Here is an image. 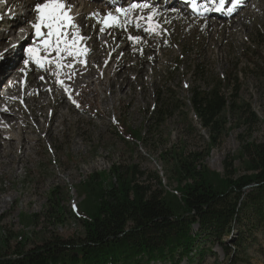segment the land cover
Listing matches in <instances>:
<instances>
[{
	"label": "rangeland",
	"instance_id": "1",
	"mask_svg": "<svg viewBox=\"0 0 264 264\" xmlns=\"http://www.w3.org/2000/svg\"><path fill=\"white\" fill-rule=\"evenodd\" d=\"M18 1L23 3V10L26 11L28 0ZM217 1L196 0L197 10L190 13L187 12V5L179 3L165 8L160 3L165 1L161 0L154 6L170 21L164 24L168 34L154 36L143 31L137 36L144 37L146 43L132 44L123 38L125 33L121 31L114 32V40L107 34L100 35L99 38L107 41L103 59L107 63L114 60V63L109 68L97 67L90 59L91 51L87 56V67L78 63L71 70L63 69V72L76 73L71 82L77 94L76 99H71L69 95L70 87L68 89L69 84L63 72L55 78L49 75L53 82L49 87L56 93H51L49 104L40 109V116L37 117L39 125L32 109H28L20 100L23 113L18 114L28 125L23 126L22 131L5 134L14 137L16 144L12 161L8 165H5L7 160L0 150L2 252L14 253L16 245L25 237H29L26 238V248H29L54 235L69 238L82 234L83 228L74 219L84 198L79 194V186L94 173L108 172L114 165L136 164L150 174L149 178L152 179L149 182L154 188L174 191L177 188L175 157L191 161L196 153L207 155L209 146L210 132L200 126L192 113L188 103L189 90L196 85L206 89L211 83L226 78L236 66L240 88L237 103L246 112L255 113L256 121L248 123L239 110L227 112L229 132L211 150L205 162L210 168L224 174L225 161L230 159L233 169L237 171L236 176L247 173L240 157L242 145L245 142H264V71L257 66L264 65L260 58L261 51L264 52V0H243V5L236 10L235 15H231L226 9L221 16L216 15ZM229 3L231 10L234 0H229ZM88 5L90 1L87 2L86 10L94 12ZM236 15H240L237 18L240 30L231 29L232 18ZM88 21L91 30L85 36H91L87 46L92 49L100 25H96L94 32V21ZM212 22H216L215 27H212ZM129 34L132 35L130 32ZM140 49H143L142 54ZM133 63L130 75L134 78L143 63L146 69L144 79H134L131 87H127V94L122 93L118 86L113 89L107 77H113L122 64ZM89 64L94 65L97 75L102 78L101 83H94L95 79L80 82L90 68ZM197 65L206 72L205 76L202 72H194ZM52 70L55 71V68ZM41 71L27 70V77L38 74L37 77L44 76L43 81L47 82L46 76L40 74ZM60 79L64 80L63 87L58 82ZM5 80L0 81L1 84ZM55 85L59 88L54 87ZM37 92L36 88L28 89L27 97H32ZM62 95L67 96L70 102L74 100L77 114L70 108L62 109L61 113L58 111ZM161 96L170 103V99L174 98L180 105V109L172 113L163 124H159L152 114L153 107ZM124 123L141 130L145 134V141L136 142L124 136ZM25 138L31 142L27 145L31 149L28 152L29 161L23 166L21 146ZM156 180H161V183ZM53 190H57L59 207L56 206V209L52 207V203L56 201L53 199L52 202L50 199L53 197L50 194ZM60 220L64 222L61 223ZM23 231L24 237L21 235ZM235 234H238L236 229L226 237L233 250L237 249L232 242ZM246 238L243 246L237 250L241 258L238 264H264V231L253 232ZM198 249L191 255H196ZM214 250L219 255L218 259L209 255L202 264H226L221 249L216 247ZM191 262L198 264V258L194 257ZM183 264L187 262L184 261Z\"/></svg>",
	"mask_w": 264,
	"mask_h": 264
},
{
	"label": "trees",
	"instance_id": "2",
	"mask_svg": "<svg viewBox=\"0 0 264 264\" xmlns=\"http://www.w3.org/2000/svg\"><path fill=\"white\" fill-rule=\"evenodd\" d=\"M257 66L264 71V65ZM234 68L206 89L196 85L189 90L191 111L210 132L209 146L207 155L196 153L191 161L175 157L174 191L154 188L150 174L136 164L94 173L79 186L84 198L74 219L83 228L82 234L54 235L26 248L29 237L23 239V231L14 253L0 250V264H192L194 257L202 264L209 255L218 259L216 247L226 264H238L237 250L246 237L264 231V142L242 145L240 157L247 173L241 176H236L230 159L225 161L224 174L205 162L229 132L227 112L239 110L248 123L256 121L255 113L237 103L238 66ZM194 72L206 75L200 65ZM170 100L161 96L153 107L159 124L180 109L177 100ZM122 132L136 142L145 141L141 130L125 123ZM50 194L56 209L57 190ZM235 229L238 234L232 242L237 249L233 250L226 237ZM197 248L196 255H191Z\"/></svg>",
	"mask_w": 264,
	"mask_h": 264
},
{
	"label": "snow or ice",
	"instance_id": "3",
	"mask_svg": "<svg viewBox=\"0 0 264 264\" xmlns=\"http://www.w3.org/2000/svg\"><path fill=\"white\" fill-rule=\"evenodd\" d=\"M106 2L112 5V10H108L105 13L96 11L84 15L85 20L91 19L94 21L92 25L94 32L96 25H100L99 32L96 33L97 39H99L100 35L107 34L114 40V32L121 31L125 33L123 38L131 41L132 44L146 43L144 37L130 35L129 28L141 30L148 35L154 36L168 34L164 24L170 23V21L163 17L158 7L154 6L160 0H131V2L129 0H106ZM224 2L225 0H219L220 6L215 10L220 11ZM234 3L238 6L243 3V0H234ZM74 7L75 5L70 0H43V2L33 0V3L28 5V15L34 11L36 13V22L22 21L30 23V27L34 30L30 34L34 38L24 49V55L20 58L25 67L19 70L21 73H25V76L17 83L22 85V89L27 86V70L35 71L39 69L48 72L49 75L55 78L61 75L63 69L71 70L78 63L87 67V56L92 51L87 46V41L91 39V36L83 34V29L79 23L80 13L74 12ZM205 9L207 10V4H205ZM232 10L235 11V7ZM2 19L3 17H0V20ZM84 27H88V25L85 24ZM25 39H28V37H25ZM18 46L12 44L9 48L0 51V77L7 79L14 70L12 62L15 57L13 53ZM104 46H107V41H104ZM140 52L142 54L143 49H140ZM110 56L111 53L109 58ZM105 64H107V61H105ZM53 67L55 71L52 70ZM63 75L67 79H72L76 73L63 72ZM38 79L43 81L45 77L39 76ZM58 82L62 87L64 86L63 79ZM47 90L51 91V87ZM31 94L28 93V95ZM36 94L38 95L39 93L37 92ZM5 99L16 100L20 98L11 97ZM21 103H23L22 100ZM3 111L9 112L10 110L7 106H4Z\"/></svg>",
	"mask_w": 264,
	"mask_h": 264
},
{
	"label": "bare ground",
	"instance_id": "4",
	"mask_svg": "<svg viewBox=\"0 0 264 264\" xmlns=\"http://www.w3.org/2000/svg\"><path fill=\"white\" fill-rule=\"evenodd\" d=\"M89 1H90V5H88V8H90V10H92L94 12L99 11L100 13H105L108 10H112V5L108 2H106V0H98V1L97 0H88V1L84 0L81 2L77 0L76 2H78V5L74 7L73 11L80 13L79 22H80L81 27L83 29L84 35L88 34L89 31L91 30V26L88 24L89 21L84 19V15L89 13V10H86L87 9L86 8L87 2H89ZM164 1H165V3L164 2H160V3H163L165 8H170V6L175 5V3H176V6L179 3H181L182 5H187L188 8L191 7L186 0H171V1L170 0H164ZM40 2H43V0H40ZM70 2L75 5V2H73V0H70ZM31 3H33V0L30 2V4ZM219 6H220V4L218 2V7ZM226 9L227 8H226L225 2H224L221 10L216 11V15L217 16L223 15L224 10H226ZM235 9L238 10L239 8L236 7ZM236 10L232 11L230 14L235 15ZM188 11H190V10H188ZM14 12H16V14L13 17L12 21L8 22L7 20H5V21H3V24L0 26V30H1V32H0V37H1L0 38V44H3V45H12V44L19 45L13 53V55L15 57V59L12 62L14 70L7 77V79L3 82V84H1V82H0V97H3V98H0V150H1L3 155L1 153L0 154L7 160V163H5V165H8L9 162L12 161V159H11L12 152L16 148L15 139H13L14 137H12L11 135L6 136L5 134H10L11 132L16 131V130L22 131L23 126L26 127L28 125L27 121L20 119V116L18 114V113H23L22 109H21V105H20V100L23 101V103L26 105V107L28 109H32L33 116L37 120V117L40 116V109L49 104L51 93H53V94L56 93L55 90H52V91L47 90L49 88V86H52L53 82L50 81L49 74L46 73L45 71H41L40 74H44L46 76L47 82L41 81L40 79H38V77H37L38 74H32L28 78L27 72H26V77L28 78L27 79V86L23 87V89H22V85L17 83L18 81H21L25 76V73H21V71L19 70V69L25 67L20 60V58L24 55L23 49L25 46H28L29 43L31 42V40L34 38V37H32V39H31L30 34L34 30L30 27V23H25L22 21L27 20V21L32 22V23L36 22L35 21L36 20V13L33 11V12H31L30 15H28V8L26 11H24L23 10V3H20V6ZM176 13H177V11H176ZM239 16L240 15H238V16L236 15L234 18H232L233 24L231 26V29L240 30V24L237 20V18ZM212 23H213L212 27H215L214 25L216 22H212ZM85 24H87L88 27H84ZM17 31H19L20 33L17 34ZM129 32L132 34V36H137L139 33H142L143 31L135 30V29L131 28ZM25 37H28V39H25ZM105 37L107 38L108 36L106 35ZM105 40L106 39H104V38L97 39V36H96V38L94 39V45L92 47V53L90 54V59L96 65H98L100 68H102V67H108L109 68V66L114 63V60H111L110 62L105 64V61L103 59V58H105L104 52H106V48H107L104 46ZM102 44H103V46L101 47ZM7 48H9V47H7ZM4 49L5 48L0 46V51H2ZM133 60H134V58H133ZM139 62H140V60L137 61V63H139ZM134 64L135 63L130 64V65L129 64H122L119 71H116V73L114 74L113 77H110V76L107 77V80L113 85V89H115L118 86L119 90H121L122 93L127 94L128 93L127 87L128 86L131 87L134 79L138 80V81H142L144 79V72L146 69H145V66L143 65V63L141 64V69H140L139 73L134 78L130 75V71L133 69ZM117 67H119V66H117ZM117 67H116V69H117ZM3 79H4V77H0V81H2ZM72 79H73V77H72ZM72 79H67V81H66L69 84L68 89L70 87V94L69 95H70L71 99L74 98L75 95H77L74 92L73 86L71 85ZM90 79H95L94 83L96 81L101 83V81H102V78L97 75L94 65H90V68L88 69V71H86V73H84V75H83V80L80 82H88V80H90ZM13 85H15V86H13ZM54 87L59 88L58 85H55ZM31 88L38 89L39 94L38 95L36 94V95L28 98L27 97V91H28V89H31ZM112 95H113V90L111 91V96ZM11 97H17L20 99H16V100L5 99V98H11ZM60 98H61V102L59 104V110H58L60 113H61L62 109H64V108H70L75 113L78 112L77 109L75 108L73 102H70L69 100H67V96L62 95ZM4 106H7L10 111L9 112L3 111ZM36 123H37V125H39L40 122L37 120ZM30 143L31 142L28 141V138H25L24 142L22 143V146H21V149L23 150L22 151L23 156L21 159V164L23 166H25L26 163L29 161L28 152H29V149H31V147H28L27 145H29ZM75 144L79 145V142H76ZM5 150H8V152H6Z\"/></svg>",
	"mask_w": 264,
	"mask_h": 264
}]
</instances>
